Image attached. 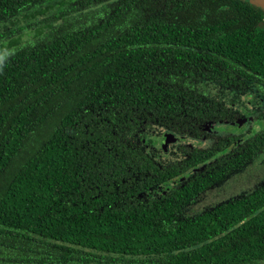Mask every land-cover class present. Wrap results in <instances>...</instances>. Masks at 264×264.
<instances>
[{
    "label": "trees",
    "instance_id": "1",
    "mask_svg": "<svg viewBox=\"0 0 264 264\" xmlns=\"http://www.w3.org/2000/svg\"><path fill=\"white\" fill-rule=\"evenodd\" d=\"M263 17L246 0H0V264H264V189L193 214L205 185L172 183L190 165L142 142L222 118L189 82L199 62L264 74Z\"/></svg>",
    "mask_w": 264,
    "mask_h": 264
},
{
    "label": "flooded vegetation",
    "instance_id": "2",
    "mask_svg": "<svg viewBox=\"0 0 264 264\" xmlns=\"http://www.w3.org/2000/svg\"><path fill=\"white\" fill-rule=\"evenodd\" d=\"M21 24L23 27L24 22ZM198 65L190 86L207 107L220 109L222 118L196 123L197 132L192 137L153 125L142 139L146 151L160 166L175 164L183 170L190 165L172 179L186 174L178 182L181 184L193 175L205 185L193 198V214H203L264 189V128L260 126L264 121V74L256 71L254 78H248L249 70L231 69L239 73L237 77L222 80L216 73L226 72L223 67L208 62ZM167 135L180 139L169 142ZM163 191L159 186L149 193Z\"/></svg>",
    "mask_w": 264,
    "mask_h": 264
},
{
    "label": "water",
    "instance_id": "3",
    "mask_svg": "<svg viewBox=\"0 0 264 264\" xmlns=\"http://www.w3.org/2000/svg\"><path fill=\"white\" fill-rule=\"evenodd\" d=\"M246 1L249 2L250 4L254 5V6L258 7L259 9H261L264 12V0H246ZM260 126H261V128H264V121L262 123H260ZM178 139H180V137H173L172 135L166 136V140L169 142H175ZM189 142H191V141H189ZM184 175H186V174H184ZM184 175L179 176V177L175 178L174 180H171V182L175 183L180 179L182 180ZM248 219H246V220H248ZM245 221H242L241 223H244Z\"/></svg>",
    "mask_w": 264,
    "mask_h": 264
},
{
    "label": "rangeland",
    "instance_id": "4",
    "mask_svg": "<svg viewBox=\"0 0 264 264\" xmlns=\"http://www.w3.org/2000/svg\"><path fill=\"white\" fill-rule=\"evenodd\" d=\"M38 19H39V18H38ZM21 25H22V24H21V21H19V22L17 23L16 26H17V27H21ZM24 38H27V37H24Z\"/></svg>",
    "mask_w": 264,
    "mask_h": 264
}]
</instances>
